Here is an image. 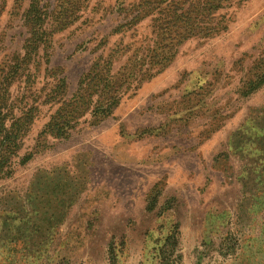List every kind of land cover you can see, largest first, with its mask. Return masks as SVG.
<instances>
[{
	"label": "rangeland",
	"instance_id": "1",
	"mask_svg": "<svg viewBox=\"0 0 264 264\" xmlns=\"http://www.w3.org/2000/svg\"><path fill=\"white\" fill-rule=\"evenodd\" d=\"M28 2L0 0L33 115L0 264H264V0H44L34 31Z\"/></svg>",
	"mask_w": 264,
	"mask_h": 264
},
{
	"label": "trees",
	"instance_id": "2",
	"mask_svg": "<svg viewBox=\"0 0 264 264\" xmlns=\"http://www.w3.org/2000/svg\"><path fill=\"white\" fill-rule=\"evenodd\" d=\"M43 2L44 0H29L28 8L23 13L27 27H30L32 31L41 27V20L45 18L46 8L42 6ZM180 18L181 16L174 17L173 28H177ZM4 74V69L0 70V180H7L13 176L15 160L18 158L23 138L33 122L31 111L23 112L20 116L14 114L12 106L8 103L9 96L7 95L8 90L5 83L7 77L4 78ZM257 83L252 82L248 89L257 90ZM72 102L75 103L76 99L70 103L72 104ZM107 114V116H110L109 113ZM58 133L62 137L65 135L63 129H59ZM32 157L31 154L25 156L22 158L20 165H25Z\"/></svg>",
	"mask_w": 264,
	"mask_h": 264
}]
</instances>
